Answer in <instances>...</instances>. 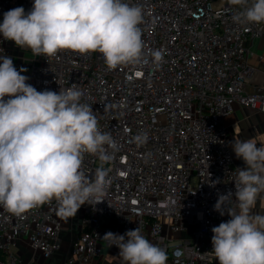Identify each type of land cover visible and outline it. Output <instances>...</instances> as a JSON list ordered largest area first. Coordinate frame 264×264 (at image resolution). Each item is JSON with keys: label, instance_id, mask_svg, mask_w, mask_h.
<instances>
[{"label": "built area", "instance_id": "obj_1", "mask_svg": "<svg viewBox=\"0 0 264 264\" xmlns=\"http://www.w3.org/2000/svg\"><path fill=\"white\" fill-rule=\"evenodd\" d=\"M126 2L144 10L139 63L109 69L97 52L64 50L49 58L20 48L30 53L16 66L27 70V83L55 92L75 85L100 131L116 142L114 149L105 146L110 159L103 166L111 178L105 200L81 206L80 231L65 264H104L106 248L119 251L104 234L137 227L167 251V264H215L211 229L230 216L214 205L229 191L235 199L240 168L223 120L236 107L264 113V24L235 23L240 8L228 0ZM32 5L0 0V23L6 11L22 6L27 13ZM257 39L258 54L252 51ZM6 43L15 44L0 36V55L7 56ZM156 51L159 64L152 57ZM256 55L258 65L250 62ZM142 133L147 141L138 144L133 138ZM100 166L97 156L84 155L86 175L94 177ZM230 204L236 207L235 200ZM65 225L55 199L23 218L0 206V264H23L22 239L34 264L48 261L62 245Z\"/></svg>", "mask_w": 264, "mask_h": 264}, {"label": "clouds", "instance_id": "obj_2", "mask_svg": "<svg viewBox=\"0 0 264 264\" xmlns=\"http://www.w3.org/2000/svg\"><path fill=\"white\" fill-rule=\"evenodd\" d=\"M228 2L240 8L235 23L264 24V0ZM143 17V8L126 0H33L27 13L21 6L3 14L0 36L35 56L97 52L109 69H116L141 62ZM152 57L156 64L162 61L159 51ZM25 71L0 55V206L23 218L55 199L58 215L72 218L82 205L105 200L111 180L103 166L110 159L105 146L114 149L116 142L100 131L92 106L81 102L83 93L75 85L38 91L27 83ZM133 140L143 144L147 134ZM257 145L254 139L237 138L232 144L246 167L235 170V199L229 191L214 205L221 216H230L211 229L218 264H264V215L252 214L258 198L264 199V143ZM85 154L101 161L94 177L83 170ZM102 239L119 249L123 264H167V251L139 227L122 235L107 232Z\"/></svg>", "mask_w": 264, "mask_h": 264}, {"label": "crops", "instance_id": "obj_3", "mask_svg": "<svg viewBox=\"0 0 264 264\" xmlns=\"http://www.w3.org/2000/svg\"><path fill=\"white\" fill-rule=\"evenodd\" d=\"M259 44H260V41H259ZM259 44H258L257 51H255L257 54L261 52ZM16 54L17 53H15L13 49H10V50L8 49L7 56L12 58L13 64L15 67L20 62L19 61L20 58ZM250 62L254 65H258L259 64L258 55L252 58ZM257 80L262 81L263 75L259 74L257 76ZM223 122L229 130V142H230L232 151H233L232 144L234 143L235 138L242 139V140L254 139V141L258 143L257 145L258 147L260 146L259 143H264V113L251 110V109H245L242 107H236L233 113L227 115L224 118ZM235 160H236V164L240 168L246 167L244 161L242 159H238L236 155H235ZM261 195H264V194H261ZM80 211L81 210L79 209L75 217L65 219L66 225H65L64 237H63L62 245H61L62 246L61 249L64 248V253L66 252L65 246H64L65 243H67V241L73 237L76 238L79 234L80 226H79V230L77 231H73L71 227H72L73 219L80 218L81 220L82 214ZM252 214L264 215V199L260 200L258 198L256 207L252 210ZM19 250L23 256V264H34L32 261L34 257V253L29 248V245L26 242V240L22 239L19 242ZM66 257L67 256L65 255V258L63 260L62 258L56 257V253H55L54 256L48 261H45L44 259L41 260L40 264H65ZM103 263L104 264H123V261H122V258L119 256V251L113 250L111 248H106L104 256H103ZM215 264H218V262Z\"/></svg>", "mask_w": 264, "mask_h": 264}, {"label": "rangeland", "instance_id": "obj_4", "mask_svg": "<svg viewBox=\"0 0 264 264\" xmlns=\"http://www.w3.org/2000/svg\"><path fill=\"white\" fill-rule=\"evenodd\" d=\"M259 41L260 40H256L255 41V45L253 46V48H252V51L254 52V51H257V48H258V44H259ZM6 46H8L7 48L10 50V49H13L12 47H14V52L15 53H17L16 55L17 56H19V57H22V56H24L25 58H28V57H30V53H24L21 49H20V47H17L15 44L11 47V45H9L8 43H6ZM19 48V49H18ZM22 52L24 53V54H22ZM81 212V214H82V211H80ZM73 222H72V227H71V229H73V231H77V230H79V226H80V218H78V219H73L72 220ZM75 240V238L73 237V238H71L70 240H68L67 241V243H65V250H66V254L64 253V248L63 249H61L62 248V246L60 247V249L56 252V257H59V258H62L63 260H64V258H65V255L67 256L69 253H70V250H71V247H72V242ZM64 254V255H63ZM62 256V257H61ZM40 261H41V259L39 258L38 259V262H37V264H40Z\"/></svg>", "mask_w": 264, "mask_h": 264}]
</instances>
